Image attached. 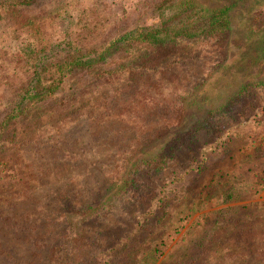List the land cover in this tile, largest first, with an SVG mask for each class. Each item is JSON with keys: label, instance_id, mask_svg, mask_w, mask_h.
I'll return each mask as SVG.
<instances>
[{"label": "rangeland", "instance_id": "374dc122", "mask_svg": "<svg viewBox=\"0 0 264 264\" xmlns=\"http://www.w3.org/2000/svg\"><path fill=\"white\" fill-rule=\"evenodd\" d=\"M162 1L0 0V140H11L3 142L0 149V202L4 203L0 216L24 214L16 223L17 229H0V246L15 257L5 259L7 264H49L47 256L52 264H70L67 255L77 223L85 218L91 226L96 225L92 218L100 208L82 210L86 203L94 205L97 201L91 200L92 193L106 200L116 192V186L100 191L108 152L111 157L125 151L132 136L143 137L128 154V172L135 163L155 156L173 136L181 135L179 141L186 145L190 127L209 109L220 108L242 86L264 78V0H192L204 8L229 5L230 31L221 63L183 98L166 103L151 99L149 107L133 109L126 117L125 128L120 129L128 134L123 144V139L116 142L113 132L107 138L114 136L112 144L118 146L104 147L109 141L101 142L97 136L93 140L94 128L89 130L91 116L86 114L84 101L92 102L104 86L106 72L91 67L68 71L61 65L80 58L104 70L137 60L144 45L133 40L115 42L101 58L105 61L97 57L124 33L154 25L162 16L170 15L173 9L168 4L158 8ZM169 1L175 5L176 0ZM60 76L62 83L53 93L40 99L29 96L33 88L39 91ZM68 100L78 105L75 112L83 117L79 125L51 118L67 106ZM58 124L71 136L55 145L46 135L56 131ZM73 139H77L75 145ZM56 156L76 161V167L57 172L48 163L42 165V161ZM211 164L222 165L233 175L231 179L225 174L226 182L233 186L230 200H223L215 191L206 200L197 199L192 204L183 200L170 206L161 224L162 232L157 233L161 234L152 235L138 251L140 264H162L178 258L198 237L211 232L214 220L221 224L242 222L247 214L264 212V123L248 128L228 156H217L209 167ZM160 173L161 169L154 171L149 185ZM207 175H200L199 181ZM102 185L107 186L105 182ZM70 188L73 192L67 196V204L59 206L61 195ZM81 199L84 205L77 203ZM27 218L29 222L25 223ZM24 235L31 237L28 243ZM36 239L38 242H33ZM232 248L233 244L227 245V249ZM245 248L244 242L236 246L238 251ZM36 252L40 253L38 258Z\"/></svg>", "mask_w": 264, "mask_h": 264}, {"label": "trees", "instance_id": "16d2710c", "mask_svg": "<svg viewBox=\"0 0 264 264\" xmlns=\"http://www.w3.org/2000/svg\"><path fill=\"white\" fill-rule=\"evenodd\" d=\"M167 4L173 9L170 15L162 16L154 25L137 27L124 33L97 57L105 58L117 41L133 40L138 45H144L137 60L104 70L92 67L89 60L80 58L61 65L67 66L68 71L77 67H91L96 72H106L104 86L92 102L84 101L86 114L91 116L89 130L94 128L92 133L95 138L92 139L95 140L97 136L101 142L108 140L104 142V147L118 146L112 144L114 136L107 138L110 132L115 133L116 142L123 139L124 143L128 134L120 132V129L125 128L126 117L133 109L149 107L148 100L151 99L166 103L183 98L203 84L209 73L223 60L222 48L230 31L229 5L204 8L192 0H176L175 5L173 1L163 0L158 8ZM61 83L62 76L39 91L33 88L28 92L29 96L43 98L53 93ZM105 86L112 91H107ZM65 103L67 106L55 112L51 118H62L72 122L73 126L79 125L83 117L75 112L78 109L75 100ZM201 121L190 127L186 145L180 143L181 135L173 136L155 156L135 163L128 172H125L128 154L133 152L131 150L136 144L141 143L143 137L132 139V136L131 143L135 144L127 145L125 151L111 157L108 152V168L103 171L100 191L116 186V192L106 200L92 193L91 200L97 199L94 205L92 202L85 204L84 199L77 201L78 204H85L82 210H100L92 218L95 226H91L85 218L77 223L67 255L70 264H89L90 261L93 264H140L142 258L138 251L146 246L152 235L161 234L157 233L162 232L161 224L170 206L183 203V200L189 204L197 199L206 200L213 197L215 191L223 200H230L233 186L226 182L225 177V174L231 176L230 171L219 164L209 165L217 156H228L248 128L264 123V78L242 86L220 108L209 109ZM61 130L58 124L56 131L47 133L50 142L57 145L60 139L67 141L70 138V133ZM99 131L103 135L98 137ZM76 140H72L74 145ZM10 141L0 140V149L3 142ZM98 144L101 145L100 142ZM56 149L60 152L58 146ZM64 149L70 150L68 147ZM47 160L42 161V165L48 163L57 172H68L76 167V161L71 159L56 156ZM157 169H161V173L149 185ZM206 172L209 174L206 179L199 181L198 177ZM104 182L107 186L102 185ZM71 192L73 190L70 188L61 195L59 206L67 204V196ZM3 204L0 202V205ZM5 205H8L6 201ZM23 215L16 217L11 212L7 216L1 215L0 223L3 226L0 225V229L3 228V232L17 229L16 223ZM245 217L242 222L235 220L222 224L214 220L208 235H201L192 248L162 264H264V212L250 213ZM28 222L29 219H25V223ZM10 240L13 243L12 237ZM24 240L28 243L31 237L24 235ZM33 242L37 243L38 239ZM242 242L246 244L245 251L236 250V246ZM51 243H48V247ZM229 244H233L234 248L227 249ZM0 247V264H7L5 259L15 258L2 245ZM39 256L40 253L36 252L35 257ZM47 259L52 264V259L48 256Z\"/></svg>", "mask_w": 264, "mask_h": 264}]
</instances>
